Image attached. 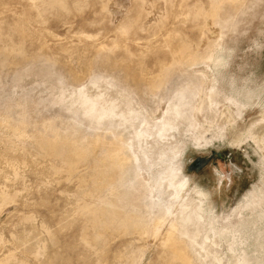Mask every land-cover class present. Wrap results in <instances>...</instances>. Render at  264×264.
Masks as SVG:
<instances>
[{"label": "rangeland", "instance_id": "1", "mask_svg": "<svg viewBox=\"0 0 264 264\" xmlns=\"http://www.w3.org/2000/svg\"><path fill=\"white\" fill-rule=\"evenodd\" d=\"M0 264H264V0H0Z\"/></svg>", "mask_w": 264, "mask_h": 264}, {"label": "water", "instance_id": "2", "mask_svg": "<svg viewBox=\"0 0 264 264\" xmlns=\"http://www.w3.org/2000/svg\"><path fill=\"white\" fill-rule=\"evenodd\" d=\"M204 163L203 162H199V166L203 165Z\"/></svg>", "mask_w": 264, "mask_h": 264}, {"label": "bare ground", "instance_id": "3", "mask_svg": "<svg viewBox=\"0 0 264 264\" xmlns=\"http://www.w3.org/2000/svg\"><path fill=\"white\" fill-rule=\"evenodd\" d=\"M175 170V169H174ZM179 172V171H178ZM172 173H174V172H172ZM205 197H208V195L207 196H205Z\"/></svg>", "mask_w": 264, "mask_h": 264}]
</instances>
